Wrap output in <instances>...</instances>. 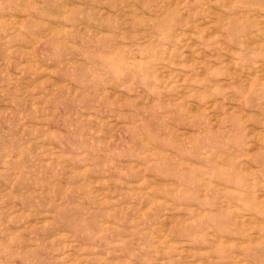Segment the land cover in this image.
Segmentation results:
<instances>
[{"label":"rangeland","instance_id":"1","mask_svg":"<svg viewBox=\"0 0 264 264\" xmlns=\"http://www.w3.org/2000/svg\"><path fill=\"white\" fill-rule=\"evenodd\" d=\"M0 264H264V0H0Z\"/></svg>","mask_w":264,"mask_h":264}]
</instances>
